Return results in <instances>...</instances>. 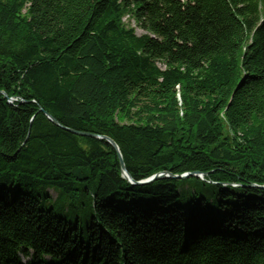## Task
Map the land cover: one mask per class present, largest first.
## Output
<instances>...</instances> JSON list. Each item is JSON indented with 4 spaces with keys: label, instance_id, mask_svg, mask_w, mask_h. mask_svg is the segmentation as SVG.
Returning <instances> with one entry per match:
<instances>
[{
    "label": "trees",
    "instance_id": "16d2710c",
    "mask_svg": "<svg viewBox=\"0 0 264 264\" xmlns=\"http://www.w3.org/2000/svg\"><path fill=\"white\" fill-rule=\"evenodd\" d=\"M0 91V264H264V0H0Z\"/></svg>",
    "mask_w": 264,
    "mask_h": 264
},
{
    "label": "water",
    "instance_id": "95a60500",
    "mask_svg": "<svg viewBox=\"0 0 264 264\" xmlns=\"http://www.w3.org/2000/svg\"><path fill=\"white\" fill-rule=\"evenodd\" d=\"M0 93L3 94L4 96L8 97V95L5 92L0 91ZM13 101H14L13 98L9 99L10 103H12ZM41 110L44 111L42 108H41ZM44 113L46 114V116L54 124H56V125H58V126H60L62 128H65V129H67L68 131H70L72 133H75V134H78V135H82V136H91V137H94V138H100V139L107 140L116 149V151L118 152L119 159H120V164H121L122 175L124 176V178H126L128 181H130L132 184L145 185V184H150V183H152V182H154L156 180H160V179H164V178H173V179H177V180H183V179H187V178L196 176L198 178L204 179V177L207 175V173L201 172V171L187 172V173H184V174H173L170 171H162V172L156 173L155 175H153V176H151V177H149V178H147L145 180L136 181L132 177V175L130 174V172L128 171V169H127V167L125 165V162H124V159L122 157V154H121V151H120V148H119L118 144L111 137H108V136H105V135H97V134H92V133H87V132H81V131H77V130H74V129H71V128H67V127L63 126L49 112L44 111ZM253 186H257V185L254 184ZM260 187L264 189V185H261Z\"/></svg>",
    "mask_w": 264,
    "mask_h": 264
},
{
    "label": "rangeland",
    "instance_id": "374dc122",
    "mask_svg": "<svg viewBox=\"0 0 264 264\" xmlns=\"http://www.w3.org/2000/svg\"><path fill=\"white\" fill-rule=\"evenodd\" d=\"M125 20H126L127 22H129L130 25H131L132 27L136 28V31H137V33H138L139 35L145 33V31H144L142 28H140L139 26H137V24L135 23V21H134L133 19H130V18H128V17H125ZM98 139H100V138H98ZM25 261H26V260H24V263H23V264H25Z\"/></svg>",
    "mask_w": 264,
    "mask_h": 264
}]
</instances>
